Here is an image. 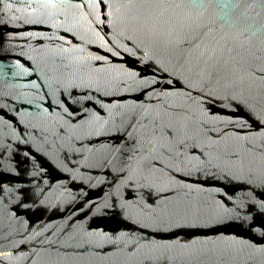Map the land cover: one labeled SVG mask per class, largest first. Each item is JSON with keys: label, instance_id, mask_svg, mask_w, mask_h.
Here are the masks:
<instances>
[{"label": "water", "instance_id": "water-1", "mask_svg": "<svg viewBox=\"0 0 264 264\" xmlns=\"http://www.w3.org/2000/svg\"><path fill=\"white\" fill-rule=\"evenodd\" d=\"M0 264H264V0H0Z\"/></svg>", "mask_w": 264, "mask_h": 264}]
</instances>
